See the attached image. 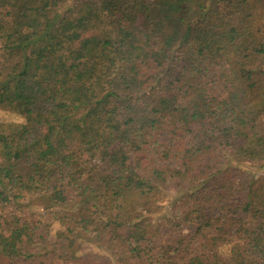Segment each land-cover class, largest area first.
<instances>
[{
  "label": "trees",
  "instance_id": "16d2710c",
  "mask_svg": "<svg viewBox=\"0 0 264 264\" xmlns=\"http://www.w3.org/2000/svg\"><path fill=\"white\" fill-rule=\"evenodd\" d=\"M0 111V264H264V0H0Z\"/></svg>",
  "mask_w": 264,
  "mask_h": 264
},
{
  "label": "rangeland",
  "instance_id": "374dc122",
  "mask_svg": "<svg viewBox=\"0 0 264 264\" xmlns=\"http://www.w3.org/2000/svg\"><path fill=\"white\" fill-rule=\"evenodd\" d=\"M214 87H215V90H216L218 95L225 96L226 90L221 84H216ZM17 120L20 121V118H18L17 115L11 114L9 112L0 111V121L7 122V121H17ZM261 170H259V171H261ZM38 201L39 200H33V199L30 200V199H28L26 201V203L28 204V211H30L31 213L34 212L35 214L36 213H42L44 211V205L41 202H38ZM159 215H161V214H157L156 217L159 216ZM16 233H17V235L20 234L19 232H16ZM82 247L85 250H91V251H93L95 253L103 254L105 256H110L111 257V255H109V253L106 250L97 248L94 245H91L89 243L83 242L82 243Z\"/></svg>",
  "mask_w": 264,
  "mask_h": 264
}]
</instances>
